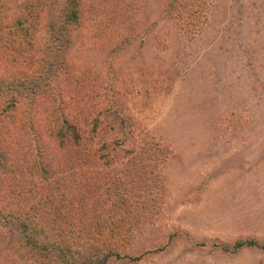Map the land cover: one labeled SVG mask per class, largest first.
Here are the masks:
<instances>
[{
    "label": "rangeland",
    "instance_id": "1",
    "mask_svg": "<svg viewBox=\"0 0 264 264\" xmlns=\"http://www.w3.org/2000/svg\"><path fill=\"white\" fill-rule=\"evenodd\" d=\"M167 1L0 0V54L23 77L26 113L43 115L1 132L11 169L37 160L31 142L52 104L75 117L94 155L91 183L130 165L145 186L120 229L98 192L86 201L75 224L89 235L68 243V264L94 257L95 238L117 249L109 264H264V0H207L193 28L163 14ZM68 5L79 23L66 20ZM0 228V257L25 261L15 222ZM38 238L51 249L47 230ZM238 238L256 244L215 245Z\"/></svg>",
    "mask_w": 264,
    "mask_h": 264
},
{
    "label": "trees",
    "instance_id": "2",
    "mask_svg": "<svg viewBox=\"0 0 264 264\" xmlns=\"http://www.w3.org/2000/svg\"><path fill=\"white\" fill-rule=\"evenodd\" d=\"M206 2L207 0H168L163 14H170L171 18L180 21L182 26L193 28L198 26L200 18H204L202 14ZM65 17L69 23H79L76 8L72 5H68ZM5 56L0 54V225L5 226L7 223L15 222L24 241L22 251L26 259L19 261L16 257H10L4 253L6 258L0 257V264H25L26 262H30L27 264H68L69 260L66 255L68 243L71 244L72 240L79 237L88 238L89 235L88 223L86 226H81L82 222L78 226L75 224L85 221L83 219L86 201L98 192L97 198H103L102 205L105 202L109 204L102 207L107 211L100 212H107V219L114 222L120 229L132 221L135 211L129 206L130 193L136 187L143 189L145 186L137 183L138 171L130 168L128 164V168L125 167L122 172L120 170L112 172L97 185L95 182L91 183L90 177L93 176L84 166L90 163L91 159L93 160L94 155L90 154V150L80 147L83 136L74 121L75 117L69 115L66 110L57 112L52 104L48 105L53 107L51 109L48 107L47 110L49 119L46 121L47 128L44 136L39 129L31 142L34 160H37L27 165L25 171L22 169L18 171V168L11 169V153L1 132L5 127L17 128L22 132L29 121L42 123L43 115L38 118L39 113H26V103L22 102L25 100L23 93L26 92V86L22 83L23 77L19 80V75L17 78L14 76L15 71L10 69L6 62L9 56ZM26 71L19 70L18 73L25 72L26 74ZM33 101L38 102L34 98ZM21 103L24 109L22 113H18ZM31 114L32 120L30 119ZM69 142L74 146H67ZM51 144H54L55 149L56 146L60 149H68L69 152L66 154H68L69 161L64 163L65 160L61 158L60 152L53 154L55 149H50ZM147 148L148 153L155 152L153 148ZM143 160L141 162L138 159L137 162L141 164ZM26 171L31 176L40 175L39 179L42 182L34 183V177L27 178L24 175ZM108 180L112 182L109 186H107ZM114 184L119 186H114L112 189ZM33 185L34 188L31 187ZM77 204L81 206H79L81 209L79 212H74L75 207L73 206ZM43 229L54 237L52 246L50 245L51 249L43 246L44 243L38 238ZM99 230L101 229H97ZM117 231L112 232L113 236L117 234ZM92 232H90L91 237L95 236ZM1 234L4 233L0 228V239H3ZM108 243L98 242L95 238V241L91 243L95 249L94 257L73 264H109L110 258L118 256V253L117 249L106 247ZM254 244H256L255 241L244 238H238L232 243L219 242L216 244L215 242V245L220 246L225 252H236ZM1 247L0 254L3 255Z\"/></svg>",
    "mask_w": 264,
    "mask_h": 264
}]
</instances>
